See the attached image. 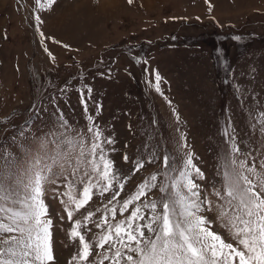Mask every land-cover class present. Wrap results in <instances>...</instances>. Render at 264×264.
<instances>
[{"label": "rangeland", "instance_id": "374dc122", "mask_svg": "<svg viewBox=\"0 0 264 264\" xmlns=\"http://www.w3.org/2000/svg\"><path fill=\"white\" fill-rule=\"evenodd\" d=\"M261 112L264 0H56L46 11L35 0H0V156L22 159L36 138L65 130L62 116L72 136L79 132L87 141L94 122L101 140H114L104 148L125 183L118 199L159 172L165 154L178 159L188 151L205 174L198 183L210 193L221 180L229 125L241 151L259 163ZM153 152L158 159L148 163ZM138 159L145 167L133 175ZM48 189L54 255L57 264H69L77 247L67 237L72 221L60 203L63 181ZM110 198L97 193L86 206L95 213L87 222L93 232Z\"/></svg>", "mask_w": 264, "mask_h": 264}, {"label": "snow or ice", "instance_id": "6c2138e0", "mask_svg": "<svg viewBox=\"0 0 264 264\" xmlns=\"http://www.w3.org/2000/svg\"><path fill=\"white\" fill-rule=\"evenodd\" d=\"M35 3L46 11L56 0ZM35 19L43 23L40 16ZM156 81L160 91L158 74ZM60 119L59 127L65 130L36 138L35 147L27 149L22 159L7 151L0 156V264H57L53 221L45 200L48 186L58 180L63 181L66 197L60 203L72 221L67 237L77 247L69 264H264V152L259 163L251 152H242L230 125L223 131L228 150L218 173L221 180L211 185L210 193L198 183L205 174L188 151L178 159L165 154L159 172L118 199L125 183L104 148L114 140H101L103 132L94 122L87 128L92 134L87 141L79 132L72 136L67 121ZM88 119L92 121L91 116ZM257 122L264 137V112ZM183 147L188 145L181 151ZM152 157L148 163L158 159L155 152ZM123 159L129 162L126 154ZM132 164L133 175L145 167L139 159ZM153 189L160 193L156 198L148 195ZM97 193H111L112 207L105 206L100 222L93 221L100 229L93 232L87 222L95 213L86 206ZM81 209H85L82 219H74ZM118 213L121 219L116 218Z\"/></svg>", "mask_w": 264, "mask_h": 264}]
</instances>
